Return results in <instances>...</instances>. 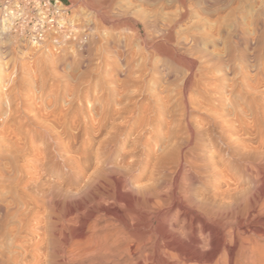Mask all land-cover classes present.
Listing matches in <instances>:
<instances>
[{"label":"bare ground","instance_id":"1","mask_svg":"<svg viewBox=\"0 0 264 264\" xmlns=\"http://www.w3.org/2000/svg\"><path fill=\"white\" fill-rule=\"evenodd\" d=\"M243 2L253 5L258 3L262 7L260 10H255L256 24L253 22L254 19L252 22L258 36L263 34L264 0H87V3L97 10L105 21H114V27L125 26L121 22V19L129 14L128 11H124L125 8L148 12L154 8L162 11L172 8L170 11H173L174 7L178 10L176 20L173 22L169 19L173 22L172 25H167V27L165 25V30L161 28V31L164 30L162 34L168 33L169 35L179 23L190 18L195 11L205 12V14L217 13L227 8L231 9L230 11L235 16L238 14L235 5L239 6ZM73 29L77 31L75 23ZM253 29L254 27L251 30ZM0 33L4 36L15 37L21 43L34 45L18 36L4 33L2 24H0ZM258 36L256 39L260 37ZM260 42L261 40L257 44ZM253 43L249 44L253 45ZM41 47L49 48L46 45ZM190 83L183 85L187 96L195 97L190 102L191 111L185 110V114L182 112L185 119L184 125H177L180 128L184 126L182 129L178 128L180 129L178 131L175 127L178 132L166 131L169 137L168 147L166 145V148H158L157 145L161 141L163 131L153 126L149 121V116L144 114L147 117L141 120L138 127H132L121 133L119 129L117 132L115 130V133L110 128L103 129L99 141L94 142L91 138L93 142L85 151L84 149L77 150L80 154L84 153L83 156L81 155L82 158L77 157V160L73 158L72 162L71 157L73 156L67 154L68 163L65 160L63 163L68 164L66 167L74 176L72 179L74 181L69 183L70 185L67 184L69 186L66 189L61 188L60 194H56L61 195L62 197L59 196L61 199L64 197L66 209L60 210L59 214L55 215L53 210V216L51 213L44 218L39 215L42 219L37 216V223L35 226L32 224L30 233L28 231L30 240L26 235L27 232L24 233L29 242H26V245L25 242L23 243V258L19 259V264H264L263 98L258 97L257 93L251 94L250 98L248 96V110L244 112L241 110V113L234 114L235 123H229L227 121L229 117H226L227 120L219 124V117H215L217 116L215 103L220 102L222 96H216L212 91V86L208 83L197 86ZM220 115L222 116L223 113ZM192 120L196 122L192 124ZM207 120L211 124V129L208 130L204 129V121ZM120 137L123 139L120 140ZM65 173L67 175V172ZM67 177H65L66 180ZM60 186H66V184L58 185ZM48 189L47 191L50 192L54 186L50 188L51 190ZM53 193L47 196L49 204H52L53 197L56 196L55 193L54 196L51 195ZM46 194L47 192L44 196ZM10 260L7 261L11 262ZM14 260L13 262L16 263ZM3 262L0 264L5 263Z\"/></svg>","mask_w":264,"mask_h":264},{"label":"rangeland","instance_id":"2","mask_svg":"<svg viewBox=\"0 0 264 264\" xmlns=\"http://www.w3.org/2000/svg\"><path fill=\"white\" fill-rule=\"evenodd\" d=\"M2 1L4 0H0ZM62 2L72 10L77 27L76 33L79 29L77 49L56 54L50 48L24 44L15 37L0 33V180H4L0 182V259L5 262L4 264H11L14 259L19 264V259L23 258L24 244L30 240L28 234L32 230V224L35 226L37 223V216L44 218L51 213L53 216L54 211L55 215L66 209L64 197L61 199L59 197L61 195L56 194H60L61 188L66 189L74 181L72 180L74 176L70 174L66 167L68 164L63 163V160L68 163L67 154L73 156L68 155L72 162L73 158H76L75 160L77 157L82 158L84 153L80 154L79 151L82 149L85 151L93 141H99L103 129L110 128L114 133L115 130L116 132L120 130L121 133L138 127L148 115L150 123L163 131L158 148L166 145L168 147L169 137L166 131L173 133L182 129L184 126L182 128L180 126L184 125L185 110L191 111L190 102L195 97L187 96L183 85L190 82L194 86L208 83L216 96H222V100L215 103L217 115L215 117H219V124H223L222 121L228 117L229 123H235L234 114L248 110V100L253 94L257 93L256 95L264 101V30L259 37L253 25V22L256 24L257 21L256 17L254 18L255 12L262 8L258 3L253 5L243 2L239 6L235 5L236 8L233 6L237 9L236 13L238 12L235 14L236 17L233 16L231 9L227 8L217 13L205 14L195 11L190 18L179 23V27L176 26L178 30L175 27L173 33L169 35L162 32L177 18L178 10L174 7L173 11H170L172 8L166 11L154 8L148 12L125 8L124 11H128L129 14L121 19L125 25L122 29L114 27V21H105L87 0ZM253 27L255 32L251 30ZM161 28L164 30L161 31ZM256 36L260 39L258 37L259 40L256 39ZM260 40L261 42L257 44ZM254 41L256 42L253 43ZM215 88L218 90H214ZM192 121V124L196 122ZM208 121H204L206 130L211 127ZM112 124L116 129L111 127ZM41 126L42 128H39ZM50 171L54 175L49 173ZM65 175L68 176L67 180ZM52 184L54 189L57 185L56 189L52 190L57 198L52 191H47L48 188V190L53 188ZM65 184L66 186L58 187ZM44 192H47L45 196ZM49 193H53L51 195L54 196L53 206L47 202ZM26 232L29 240L25 237Z\"/></svg>","mask_w":264,"mask_h":264},{"label":"built area","instance_id":"3","mask_svg":"<svg viewBox=\"0 0 264 264\" xmlns=\"http://www.w3.org/2000/svg\"><path fill=\"white\" fill-rule=\"evenodd\" d=\"M0 24L9 33L56 54L79 47L70 6L60 0H5L0 2Z\"/></svg>","mask_w":264,"mask_h":264},{"label":"trees","instance_id":"4","mask_svg":"<svg viewBox=\"0 0 264 264\" xmlns=\"http://www.w3.org/2000/svg\"><path fill=\"white\" fill-rule=\"evenodd\" d=\"M61 1H64V0H61Z\"/></svg>","mask_w":264,"mask_h":264}]
</instances>
